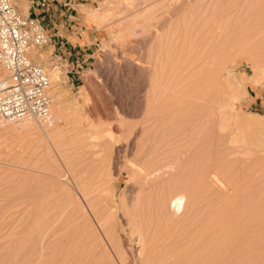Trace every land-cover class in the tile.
Masks as SVG:
<instances>
[{
    "label": "rangeland",
    "instance_id": "1",
    "mask_svg": "<svg viewBox=\"0 0 264 264\" xmlns=\"http://www.w3.org/2000/svg\"><path fill=\"white\" fill-rule=\"evenodd\" d=\"M85 12L98 46L80 86L32 51L64 76L53 127H0V264H264V0Z\"/></svg>",
    "mask_w": 264,
    "mask_h": 264
},
{
    "label": "built area",
    "instance_id": "2",
    "mask_svg": "<svg viewBox=\"0 0 264 264\" xmlns=\"http://www.w3.org/2000/svg\"><path fill=\"white\" fill-rule=\"evenodd\" d=\"M47 43V33L35 18L21 15L12 0H0V127L24 120L51 127V81L31 56ZM50 59L59 65L54 56Z\"/></svg>",
    "mask_w": 264,
    "mask_h": 264
},
{
    "label": "crops",
    "instance_id": "3",
    "mask_svg": "<svg viewBox=\"0 0 264 264\" xmlns=\"http://www.w3.org/2000/svg\"><path fill=\"white\" fill-rule=\"evenodd\" d=\"M27 2L26 16L35 18L44 27L48 36V43L42 48L43 53L49 57L54 56L61 67L67 68L66 80L71 87L80 86L83 82V73L95 60L98 46L97 34L90 29L91 24L86 25L84 21L85 11L101 0H27ZM31 56L33 57V53Z\"/></svg>",
    "mask_w": 264,
    "mask_h": 264
},
{
    "label": "bare ground",
    "instance_id": "4",
    "mask_svg": "<svg viewBox=\"0 0 264 264\" xmlns=\"http://www.w3.org/2000/svg\"><path fill=\"white\" fill-rule=\"evenodd\" d=\"M144 9V8H143ZM143 13V12H142ZM146 13V12H145ZM96 14H94L93 15V18L94 19H96V16H95ZM142 16V15H141ZM98 17V16H97ZM138 21V20H137ZM166 22V21H165ZM102 24V23H101ZM134 24V23H133ZM147 24V23H146ZM137 25H139V24H137ZM151 25V24H150ZM162 25V24H161ZM161 25H160V27H161ZM140 26V25H139ZM179 27V26H178ZM126 28V27H125ZM164 29V28H163ZM143 30V29H142ZM158 31V30H157ZM160 31V30H159ZM157 33V32H156ZM155 33V34H156ZM161 33V32H160ZM154 34V35H155ZM162 35V34H161ZM125 36V35H124ZM183 45V44H182ZM196 60V59H195ZM130 64V63H129ZM198 64V63H197ZM140 69V68H139ZM46 71V70H45ZM49 76V75H48ZM50 78V77H49ZM63 78H64V76L62 75V73L61 72H57V71H54V73H53V75L51 76V79H50V81H51V83L53 84V82H56V84L58 85L59 84V82H61L62 80H63ZM157 79V78H156ZM179 82V81H178ZM209 83V82H208ZM233 83H234V81H233ZM232 83V84H233ZM55 84V85H56ZM212 84V83H211ZM209 85V84H208ZM57 87V86H56ZM154 87V86H153ZM156 87V86H155ZM59 88H57V89H54V92H56V96H57V98L59 99V104H60V106L59 107H57V111L56 112H58L57 114H58V119H61V118H63V115H64V110H63V108H62V103H63V98H65L66 96L65 95H63V93L64 92H61V91H59L58 90ZM63 90V89H62ZM210 90V89H209ZM213 90V89H212ZM66 94V93H65ZM161 94V93H160ZM227 95L230 97V99L233 101H236L237 99H238V88H237V86L236 85H232L231 87H229L228 88V93H227ZM65 96V97H64ZM194 96V95H193ZM53 99V98H52ZM65 103V102H64ZM177 105V104H176ZM52 107H53V105H52ZM64 107V106H63ZM119 108V107H118ZM145 109V108H144ZM52 110V109H51ZM121 111H122V108H121ZM120 111V112H121ZM51 117H52V112H51ZM53 118V117H52ZM30 121H35V120H24V121H21L22 123H27V122H30ZM36 122V121H35ZM20 123V122H19ZM53 123H54V119H52V125H51V127H53ZM249 123H251V122H249ZM248 123V124H249ZM14 124H17V123H14ZM7 125H12V124H7ZM28 125H29V123H28ZM32 125V124H31ZM196 125V124H195ZM28 127V126H27ZM41 127V126H40ZM33 128V127H32ZM35 128V127H34ZM50 128V127H49ZM49 128H46V129H49ZM42 129V131L43 132H45L46 133V129H44V128H41ZM50 131V130H49ZM44 136V135H43ZM45 137V136H44ZM52 137H54V136H52L51 134H50V132H48V130H47V134H46V139H49V138H52ZM207 137V136H206ZM45 139V138H44ZM206 148V147H205ZM135 206V205H134ZM128 212L129 211H124V214H125V216L123 217L125 220H127L128 221V225H129V230H130V233L132 234V235H137V236H139L140 237V243H141V245H143V240H142V235H143V233L141 234V232H140V230H139V225H138V222H136V217H135V214H133L132 213V211L130 212L131 213V215H130V213H129V215H128ZM136 212V211H135ZM134 212V213H135ZM136 213H138V212H136ZM139 218V217H138ZM137 221H138V219H137ZM144 223V222H143ZM157 223V222H156ZM141 226V225H140ZM142 230V229H141ZM143 231V230H142ZM38 232V231H37ZM129 233V232H128ZM136 236V237H137ZM144 239V238H143ZM146 241V240H145ZM145 243V242H144ZM132 246L134 245L133 243L131 244ZM138 247V246H137ZM131 250L132 251H134V248H131ZM143 251V249L140 251V253H139V256L140 255H142V252ZM136 252V251H135ZM146 252V251H145ZM138 256V257H139ZM139 258H141V257H139ZM136 261V260H135Z\"/></svg>",
    "mask_w": 264,
    "mask_h": 264
}]
</instances>
